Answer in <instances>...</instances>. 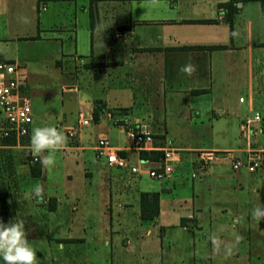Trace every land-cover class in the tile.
Segmentation results:
<instances>
[{
    "label": "crops",
    "instance_id": "1",
    "mask_svg": "<svg viewBox=\"0 0 264 264\" xmlns=\"http://www.w3.org/2000/svg\"><path fill=\"white\" fill-rule=\"evenodd\" d=\"M0 60L21 66V92L34 121L42 118V108L36 110L30 100L32 81L47 70L61 76L64 96L55 125L73 127L80 114L90 120L74 142L66 141L55 153L72 168L66 182L46 192V203L39 204L33 219L22 221L30 242L32 221L46 213L69 215L64 235L40 237L53 248L35 251L38 264H205L199 256L206 246L214 260L210 264H217L228 248L231 256L241 255V264H264V220L252 218L253 209L264 205V171L228 173L212 163L224 159L202 170L197 165L198 151L237 150L245 141L237 148L169 146L163 124L166 109L180 104L188 124H207L213 134L229 129L241 137V123L257 112L262 133L251 145L264 146V0H0ZM189 63L196 66L191 76L180 71ZM139 125L152 135L150 150L137 149L125 132ZM113 130L123 134L121 142H111ZM101 138L139 167L140 175L158 165L167 147L177 151L179 160L164 183L137 188L127 170L96 157ZM183 162L197 173L192 179L200 176L192 186L178 180ZM42 173L41 167L39 179ZM186 187H191V210H176L177 204L172 210L180 214L165 226L164 204L184 202ZM208 187L217 188L224 199L214 203L201 196ZM143 193L157 195L158 212L151 220L141 218ZM181 219H187L184 226ZM50 228L62 230L58 222ZM156 229L155 243L149 238ZM167 230L190 233L188 260L177 262L174 250L164 252Z\"/></svg>",
    "mask_w": 264,
    "mask_h": 264
},
{
    "label": "rangeland",
    "instance_id": "2",
    "mask_svg": "<svg viewBox=\"0 0 264 264\" xmlns=\"http://www.w3.org/2000/svg\"><path fill=\"white\" fill-rule=\"evenodd\" d=\"M37 73V71H35ZM37 76L34 77L32 81V91L30 94V100L34 106V108L40 109L42 108V118L36 117L35 121L33 118V122L30 126V132L32 134V130L37 127H46L51 126L54 127L56 121L54 118L57 116L58 110H60V106L62 100L64 98L63 94L59 89L60 85V78L61 76L56 73H52L50 70L44 75L36 74ZM40 75V76H38ZM42 106V107H41ZM182 107L180 104L173 106L172 108H167L166 113L164 116L163 124L167 128L168 134L165 136V144L174 147H180L183 145H191L200 148H237L242 147L244 144V140L239 136V134H232L230 133L229 129L226 134L219 133L213 134L210 132V129L207 124H199L198 122H193L188 124L187 121L184 120V116L181 115ZM223 129L229 127L230 125H221ZM264 130V129H263ZM30 134V136H31ZM111 139L114 141H110L112 143H116V140L121 142L123 140V134H118L116 130H113L111 133ZM262 137V136H261ZM23 148L21 147H11L8 149L0 150V200L4 199L5 204V213H7L8 220L7 222L15 223L20 221L21 218L23 220L26 219H33L34 218V211L40 207L39 205L35 204L34 199H28L27 196L31 192L33 186L40 182L43 185V194L44 198L47 196L46 192L55 191V187L60 185L64 180V176L67 173L72 172L71 167L63 166L61 163L60 157L57 155L55 156V164L52 167L45 168L42 167L40 163H31V156L32 149L30 147V138L29 136L24 138L22 141ZM92 163V162H91ZM183 164L180 167V170L177 172L178 180L182 181L185 186H192V184H196L199 181L200 176L197 179H192L194 175L197 173L191 172V168H188L186 164ZM214 164H222L225 166V171L228 173L232 170L228 169L230 166L229 161L224 162H212ZM213 164V165H214ZM94 164L90 165L93 166ZM228 165V166H227ZM42 167L43 173L42 177L39 179L36 175L37 171H40ZM119 171H125L118 169ZM66 173V174H65ZM128 176L131 179V182L136 183L137 188H144L149 189V184L157 185L159 183H164L165 180H154L150 179L146 175H132L129 172ZM36 175V176H35ZM202 176V174H200ZM132 176V178H131ZM78 179H83V175L79 176L76 175ZM203 179V177H202ZM205 179H203L204 181ZM199 183V182H198ZM187 191H189L188 197L184 200V202L180 201H171L169 204L163 207V214H162V221L165 226H170L174 224L176 221V215L180 214L172 209H175L176 205L178 208L176 210H186L188 208L191 210L192 208V198L190 196V188L186 187ZM209 191V187L206 190H201V196L206 195L207 199L210 198L214 199V203H218L221 198L224 199V194H220L217 188H214ZM215 190V192H214ZM205 192V193H204ZM221 202V201H220ZM219 202V203H220ZM224 203V202H223ZM231 206V204H228ZM3 212V208L0 203V213ZM185 212V211H183ZM31 215V216H30ZM30 216V217H28ZM58 218V219H57ZM67 218L69 215L66 214H58L57 216H51V213H46L44 219L38 221H32L34 224L32 228V233H34L35 237L30 241V245L35 251L40 252H48V243L45 240L40 239L44 238V236L52 237L54 233H58L61 235L65 234L64 226L67 222ZM1 219V216H0ZM101 220V219H100ZM31 222V221H30ZM28 226H29V223ZM58 222L61 225L62 230H56L55 228H50L51 224ZM31 223V224H32ZM255 223H251L250 227L252 228ZM29 229V230H30ZM176 231H169L167 230V234L163 237V249L164 252L169 253L171 250H174L176 253L174 255V259L177 262H180L181 259H189L187 255L185 257V252L189 253L192 251V244L190 242V233H180L174 234ZM158 229H156L153 235L149 239H153L156 243L154 235H157ZM195 239H200V235L194 233ZM54 236V235H53ZM202 242V241H201ZM204 244V241L202 242ZM51 244V243H50ZM198 241L196 240V246ZM206 246V245H205ZM231 247V246H230ZM52 246H49V249H52ZM233 249V248H232ZM202 255L199 256V261L205 264H210L214 260H210L208 253L209 246H206L205 252L202 249ZM231 249L228 248L227 251H223V255L218 258L217 264H241V255H235L234 257L231 256ZM205 255V256H204ZM184 256V257H181ZM172 260L171 257H169ZM0 264H4L3 260L0 259ZM196 264L198 262L196 261Z\"/></svg>",
    "mask_w": 264,
    "mask_h": 264
},
{
    "label": "built area",
    "instance_id": "3",
    "mask_svg": "<svg viewBox=\"0 0 264 264\" xmlns=\"http://www.w3.org/2000/svg\"><path fill=\"white\" fill-rule=\"evenodd\" d=\"M25 77L21 66L16 62L0 60V150L11 147H21V141L29 136L30 126L33 122L31 106L28 100L22 95L21 89L24 85ZM240 103L244 98L239 99ZM90 120L79 115L73 127L56 124L58 130L62 131L68 142H74L82 129L87 127ZM119 127V125H117ZM122 127V126H120ZM125 132L132 140L134 146L140 150H150L153 148L152 135L139 125L138 127H126ZM262 133V119L259 113H254L251 118L244 120L240 126V135L244 139L246 146L237 150L198 151L197 165L199 170L204 169L209 163L216 159H224L230 162L233 172L245 171L249 174L264 171V146L254 148L251 141L254 137ZM14 142L13 146L8 143ZM96 157L105 159L107 165L117 169L127 170L132 175H140L141 169L133 167L129 162L116 154V149L112 147L105 138L98 140L95 147ZM179 160L177 151L167 147L162 150V156L158 165L154 168H146L145 174L154 180H165L173 173L174 164ZM37 158L31 156V163H37ZM146 164V161H142Z\"/></svg>",
    "mask_w": 264,
    "mask_h": 264
},
{
    "label": "clouds",
    "instance_id": "4",
    "mask_svg": "<svg viewBox=\"0 0 264 264\" xmlns=\"http://www.w3.org/2000/svg\"><path fill=\"white\" fill-rule=\"evenodd\" d=\"M102 25H97V29ZM182 73L191 76L196 71L194 64L181 67ZM66 136L56 127H37L32 130L30 147L32 154L42 167L49 168L55 164V153L66 143ZM34 199L35 204L46 203L43 185L37 182L27 196ZM252 218L256 221L264 220V205L256 206L252 211ZM0 259L4 264H38L35 250L30 245L22 221L4 223L0 219Z\"/></svg>",
    "mask_w": 264,
    "mask_h": 264
},
{
    "label": "trees",
    "instance_id": "5",
    "mask_svg": "<svg viewBox=\"0 0 264 264\" xmlns=\"http://www.w3.org/2000/svg\"><path fill=\"white\" fill-rule=\"evenodd\" d=\"M89 1L92 2L95 0H89ZM22 141H21V143H22ZM8 144L10 146H13L14 142L10 141ZM140 157L142 160H146L145 152H141ZM39 173H40V171H37L36 175L38 176ZM140 201H141V218L144 220L153 219L154 216H156L157 212H158L157 195H151L149 197L147 194L143 193L140 195ZM0 203H1V206L3 208V212L0 213L1 219L3 220V222H7L8 216H7V213H5V211H4L5 210V208H4L5 200L1 199ZM186 222H187V219H181V221H180L181 226H184L186 224Z\"/></svg>",
    "mask_w": 264,
    "mask_h": 264
}]
</instances>
